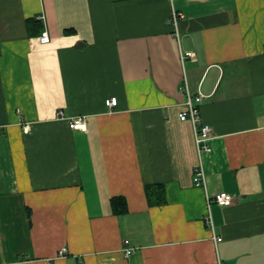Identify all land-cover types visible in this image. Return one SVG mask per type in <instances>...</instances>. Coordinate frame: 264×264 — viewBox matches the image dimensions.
Masks as SVG:
<instances>
[{
  "label": "crops",
  "instance_id": "crops-1",
  "mask_svg": "<svg viewBox=\"0 0 264 264\" xmlns=\"http://www.w3.org/2000/svg\"><path fill=\"white\" fill-rule=\"evenodd\" d=\"M184 81L212 128L204 186ZM79 258L264 264V0H0V264Z\"/></svg>",
  "mask_w": 264,
  "mask_h": 264
},
{
  "label": "built area",
  "instance_id": "built-area-1",
  "mask_svg": "<svg viewBox=\"0 0 264 264\" xmlns=\"http://www.w3.org/2000/svg\"><path fill=\"white\" fill-rule=\"evenodd\" d=\"M182 17V13L179 11H176L175 9L172 10V13L169 18V23L173 28L174 34L177 36V24L179 18ZM39 41L41 42H48L50 37L47 32V30L44 28L39 37ZM185 54L190 55L191 53L188 51ZM180 91H183L186 93V99L184 101V109L178 113V116L181 120H190L193 127V133H194V142L196 146V151L198 155V163L193 169V182L197 186H204L205 184V171L203 167V163L201 160V156L204 152H209L211 150V145L209 143L210 138L212 137V128L211 126L204 122L202 120V117L200 115L199 109H198V103L202 98V94L200 92L191 94L188 90L187 82L184 81L179 85ZM117 99L115 96H112L110 98H107L105 100V103L108 107H113L116 105ZM61 114V112H60ZM70 123L72 127L78 128L81 130L86 129V123L85 118L83 116H77L72 117L70 119ZM210 198H208L207 203L209 204ZM213 201H215L218 205L225 206L229 204L232 200L231 193H228L226 191H219L217 192L213 198ZM205 223L212 228V217L210 210L208 209L207 214L204 217ZM221 237H217L213 235V239L215 241L220 240ZM123 252L124 255L129 256L134 248L128 245V240L123 239ZM67 252V248L65 246H62L60 249H58L56 256H63ZM80 258L75 261L74 264H78L80 262ZM48 264H56L55 259H50Z\"/></svg>",
  "mask_w": 264,
  "mask_h": 264
},
{
  "label": "trees",
  "instance_id": "trees-1",
  "mask_svg": "<svg viewBox=\"0 0 264 264\" xmlns=\"http://www.w3.org/2000/svg\"><path fill=\"white\" fill-rule=\"evenodd\" d=\"M144 190H145L146 198L150 205L161 204L165 202L164 188L161 183L146 184L144 186ZM111 200H112V206L114 208V211L118 213H121L122 211H124L125 201L122 196L113 197ZM116 204L120 206L116 208L115 206Z\"/></svg>",
  "mask_w": 264,
  "mask_h": 264
}]
</instances>
